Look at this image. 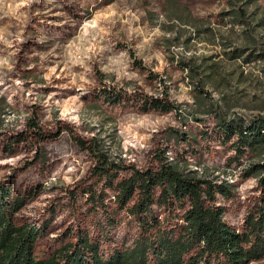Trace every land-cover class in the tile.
<instances>
[{
  "label": "rangeland",
  "instance_id": "rangeland-1",
  "mask_svg": "<svg viewBox=\"0 0 264 264\" xmlns=\"http://www.w3.org/2000/svg\"><path fill=\"white\" fill-rule=\"evenodd\" d=\"M153 97L179 111L153 108ZM259 114L264 0H0V184L26 196L19 222L50 221L40 259L79 232L101 237L109 214L113 246L137 235L74 135L95 137L123 167L155 165L166 149L183 168L228 179L236 195L221 198L225 219L242 230L260 197L244 168L264 159V147L237 161L222 115L237 123ZM103 188L107 213L93 206Z\"/></svg>",
  "mask_w": 264,
  "mask_h": 264
},
{
  "label": "trees",
  "instance_id": "trees-1",
  "mask_svg": "<svg viewBox=\"0 0 264 264\" xmlns=\"http://www.w3.org/2000/svg\"><path fill=\"white\" fill-rule=\"evenodd\" d=\"M149 104L166 112L180 107L168 97H153ZM222 116L225 138L233 142L237 161L248 151L264 147V114L237 123ZM38 127L33 121L32 128ZM74 138L94 155L93 174L114 186L113 209L127 212L137 226V235L129 244L113 246L111 228L116 221L109 214L101 237L93 238L88 230L79 232L76 241L40 259L36 245L47 234L50 221L42 225L19 222L16 215L26 204V196L14 193L11 183L0 184V264H250L264 258V159L244 168V176L257 178L260 197L247 210L244 226L238 230L225 219L221 201L236 195V186L228 179L183 168L168 159L166 149L154 155L155 165L123 167L109 160L95 137ZM121 170L130 175L119 179ZM102 190L98 197L97 191H91L97 197L93 206L107 213Z\"/></svg>",
  "mask_w": 264,
  "mask_h": 264
}]
</instances>
